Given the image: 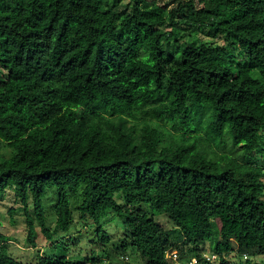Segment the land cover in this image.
Here are the masks:
<instances>
[{"label": "trees", "instance_id": "trees-1", "mask_svg": "<svg viewBox=\"0 0 264 264\" xmlns=\"http://www.w3.org/2000/svg\"><path fill=\"white\" fill-rule=\"evenodd\" d=\"M7 189L33 247L38 226L52 239L75 222L79 195L75 212L102 246L112 241L102 219H123L119 264L264 254V0H0V196ZM8 239L0 229V264H27Z\"/></svg>", "mask_w": 264, "mask_h": 264}, {"label": "rangeland", "instance_id": "rangeland-1", "mask_svg": "<svg viewBox=\"0 0 264 264\" xmlns=\"http://www.w3.org/2000/svg\"><path fill=\"white\" fill-rule=\"evenodd\" d=\"M14 191L7 189L3 196H0V219L2 225L0 229L8 236V251L17 260L27 264H37L40 261V257L49 256H63L70 258L71 260H84L89 256H100L102 258L111 257V259L119 264L121 261L115 254L113 247L114 243L118 242V235L124 230L123 219L119 216L111 214L102 219V226L111 235V242L102 246L101 242L97 239L96 228L97 225L91 223L86 218H79V214L75 211L79 202L80 196L77 195L74 200L71 198V205L75 215V222L67 229L60 230L54 234L52 239H47L38 226L35 235L37 243L36 247H33L29 243L27 237L26 216L24 208L21 206L20 201L15 200ZM2 195V194H1ZM58 190L57 188H51L48 191L46 198L44 199V207L47 212L48 225L52 230L56 227V218L53 206L57 202ZM32 205V201H29ZM74 206V207H73ZM12 208V214L9 210ZM146 207V205L144 206ZM33 213V209L31 207ZM89 219V218H88ZM157 220L165 227L169 226V221L164 216H158ZM175 236H179V231L173 232ZM219 235L215 234L209 241H207L202 247L205 250H213ZM133 259V256L137 257L138 252L134 248L127 250ZM229 254V253H228ZM227 254V255H228ZM246 254L248 259L244 257V253L235 252L234 256H227L228 264H264V254L256 250L255 248L249 249ZM221 261V260H220ZM220 261H216L212 264H221Z\"/></svg>", "mask_w": 264, "mask_h": 264}, {"label": "built area", "instance_id": "built-area-1", "mask_svg": "<svg viewBox=\"0 0 264 264\" xmlns=\"http://www.w3.org/2000/svg\"><path fill=\"white\" fill-rule=\"evenodd\" d=\"M177 254H178L177 251H172V252H170V255H173L174 257H177ZM211 258H215V256L212 255ZM208 259H210L209 256H208ZM147 264H148V263H147ZM190 264H201V263L197 262L196 259H193L192 262H191Z\"/></svg>", "mask_w": 264, "mask_h": 264}]
</instances>
